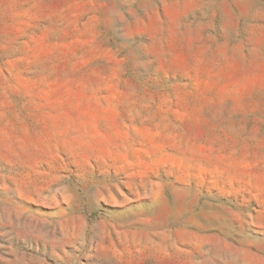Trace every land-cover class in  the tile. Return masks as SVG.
<instances>
[{
  "label": "rangeland",
  "instance_id": "374dc122",
  "mask_svg": "<svg viewBox=\"0 0 264 264\" xmlns=\"http://www.w3.org/2000/svg\"><path fill=\"white\" fill-rule=\"evenodd\" d=\"M0 264H264V0H0Z\"/></svg>",
  "mask_w": 264,
  "mask_h": 264
}]
</instances>
